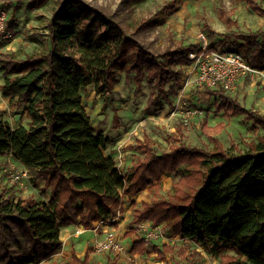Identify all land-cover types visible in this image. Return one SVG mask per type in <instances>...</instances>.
I'll use <instances>...</instances> for the list:
<instances>
[{"label": "trees", "instance_id": "trees-1", "mask_svg": "<svg viewBox=\"0 0 264 264\" xmlns=\"http://www.w3.org/2000/svg\"><path fill=\"white\" fill-rule=\"evenodd\" d=\"M47 1L35 0L34 7ZM245 1L264 16V8L256 0ZM222 16L232 31L237 21L224 11ZM162 23L145 20L129 35L98 6L85 0H57L48 26L47 51L24 57L0 51L2 95L11 107H24L28 119L26 126L13 128L0 115V156L13 157L36 181L44 180L43 189L50 192L45 201L33 196L14 198L6 187L0 189V264L50 260L63 249L64 226L80 224L91 229L96 222L116 219L125 212V197L144 191H150L154 201L135 209L134 225L145 221L165 225L173 236L213 252L220 264H264V139L250 144L246 154L234 157L212 137L206 121L201 129L213 141L214 151L183 143L184 124L179 122L181 144L169 151L160 153L149 136L137 139L133 148L143 156L125 175L115 159L104 153L110 139L92 127L82 101V93L90 87H99V94L111 93L123 72L126 84L148 86V107L158 106L162 96L172 106L171 98L178 94L183 77L180 66L191 62V53L216 51L218 36L223 37L219 41L223 47L242 41L249 64L264 70L262 29L219 35L207 24L205 50L203 45H184L169 37V46L160 56L139 36ZM96 24L104 28L97 38L91 35ZM12 29L7 27V33ZM204 91L218 97L217 111L257 122V113L224 89L206 87ZM113 124L119 127L118 116ZM164 177L173 181V192L167 198L159 197ZM173 250L174 246L160 248L142 239L134 243L132 253L150 251L164 261ZM55 264H90L89 250L83 258L73 253L71 260Z\"/></svg>", "mask_w": 264, "mask_h": 264}, {"label": "rangeland", "instance_id": "rangeland-1", "mask_svg": "<svg viewBox=\"0 0 264 264\" xmlns=\"http://www.w3.org/2000/svg\"><path fill=\"white\" fill-rule=\"evenodd\" d=\"M85 1L105 10L109 16L123 25L129 35H132L145 20L163 21L155 29L139 36L153 53L160 56L169 46V37L176 43L183 41L184 45H202V37H207L205 32L207 24L219 35L232 31L240 33L264 30V16L255 13L245 0ZM256 1L264 8V0ZM36 4L35 0H0V9L6 10L9 16L8 27L13 28V32L7 33L6 36L0 35V51H14L24 57L26 54L48 50V26L57 9V0H48L44 6L35 8ZM222 11L237 21L232 31L229 30ZM103 30L100 24H96L91 30V35L97 38ZM222 39L223 37L218 36L217 47L248 57L247 48L242 41H231L223 47L219 45ZM180 68L183 70V77L178 84V94L171 98L172 106L168 98L162 96L158 106L148 107L150 94L148 86L144 83L141 88H137L134 83L126 84L123 72L118 74L119 83L113 92L99 94V87L92 86L82 93V101L90 114L92 127L110 139L104 150L105 155L115 159L123 174L128 175L133 164L143 156L140 151L133 148L137 139L149 136L156 141L160 153L181 144L177 130L179 122L184 124L185 138L182 142L209 152L214 151V144L202 132L204 121L208 123L212 137L217 138L234 157L246 154L250 151V144L259 143L264 139V70L240 79L234 89L228 92L247 109L257 113L255 122L244 115L228 116L217 111L218 97L206 94L204 91L206 87H200L194 82V78L196 79L193 77L194 64L191 66L183 64ZM3 80V74L0 72V115L9 121L13 128L21 124L26 126L28 119L24 107L20 110L11 107L9 100L3 97L1 90ZM189 111L191 114L188 115ZM115 116H118V128L113 124ZM172 182V177L163 178L159 197L167 198L173 192ZM44 186V180L36 181L29 170L13 157L0 156V189L6 187L14 198L33 196L37 200L49 201L50 192H46ZM153 201V194L144 191L132 198L125 197V212L116 219L96 222L91 229H85L80 224L64 226V236H67L69 249H65L64 253L83 252L78 256L83 258L89 250L90 264H106L114 259H118L117 264H220L219 258L213 252L205 251L191 241L173 236L165 225H159L160 236L149 241L160 248L164 245L175 247V250L166 254L164 261L150 251L133 254L134 243L144 239L145 234L156 228L151 222L145 221L140 223L142 226L138 229L139 224L132 223L134 211L141 208L143 202ZM101 222L105 225H99ZM106 226L117 230L123 246L121 252L103 254L97 252L94 247L96 242L104 237ZM97 227L96 234L94 230ZM69 228H72L70 232L66 231ZM195 252L200 255L195 256Z\"/></svg>", "mask_w": 264, "mask_h": 264}, {"label": "built area", "instance_id": "built-area-1", "mask_svg": "<svg viewBox=\"0 0 264 264\" xmlns=\"http://www.w3.org/2000/svg\"><path fill=\"white\" fill-rule=\"evenodd\" d=\"M9 24V16L6 10L0 9V35L7 34V27ZM203 40V50L208 46V40L206 36L202 37ZM191 62L188 66L194 64L195 75L194 82L200 87H208L212 89H224L230 92L234 89L235 84L247 75H254L260 73V70L253 68L249 62L248 57L242 53L224 51L217 47L216 51L210 53L201 54H190ZM186 65V64H185ZM188 115L191 114L189 111ZM18 178V176L16 177ZM16 180V179H15ZM113 222V221H111ZM104 224L103 222L99 225ZM105 225V224H104ZM142 225H138V229ZM103 238L99 239L95 246L97 252L107 253V252H121L123 250L122 243L120 242L118 232L114 228H109L108 226ZM160 226H156L151 232L145 234V240L148 242L153 239L158 238ZM98 227L94 230L97 234ZM157 232V233H156Z\"/></svg>", "mask_w": 264, "mask_h": 264}, {"label": "crops", "instance_id": "crops-1", "mask_svg": "<svg viewBox=\"0 0 264 264\" xmlns=\"http://www.w3.org/2000/svg\"><path fill=\"white\" fill-rule=\"evenodd\" d=\"M72 225V224H71ZM72 228H69V229H67L66 231H69L70 232V230H71ZM64 228H63V230H62V234H61V238H62V240H63V242H64V245H63V249H62V251H61V253H59V254H57V255H55V256H53L50 260H47V261H44V262H42L41 264H55V263H59V262H62V261H64V260H66V261H69L71 258H72V255H73V253L74 252H72V253H68V251L66 252V253H64V250L66 249H68V245H67V236H64ZM88 245V244H87ZM69 250V249H68ZM76 254L78 255V256H81L82 254H83V252H82V254H80L79 252H76ZM103 258V257H102ZM64 259V260H63Z\"/></svg>", "mask_w": 264, "mask_h": 264}]
</instances>
